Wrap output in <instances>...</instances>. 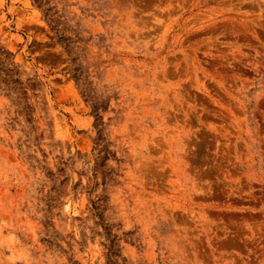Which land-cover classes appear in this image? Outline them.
Instances as JSON below:
<instances>
[{
	"label": "rangeland",
	"instance_id": "rangeland-1",
	"mask_svg": "<svg viewBox=\"0 0 264 264\" xmlns=\"http://www.w3.org/2000/svg\"><path fill=\"white\" fill-rule=\"evenodd\" d=\"M0 264H264V0H0Z\"/></svg>",
	"mask_w": 264,
	"mask_h": 264
}]
</instances>
